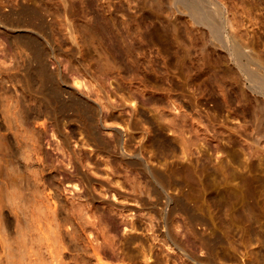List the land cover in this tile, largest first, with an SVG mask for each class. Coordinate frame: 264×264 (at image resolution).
I'll return each mask as SVG.
<instances>
[{"label": "bare ground", "instance_id": "1", "mask_svg": "<svg viewBox=\"0 0 264 264\" xmlns=\"http://www.w3.org/2000/svg\"><path fill=\"white\" fill-rule=\"evenodd\" d=\"M175 1L180 4L173 2L176 11L188 15L194 26L191 34L194 60L201 62L205 57H215L225 73L230 70L229 64L222 61L227 57L235 69L248 76L251 89L264 94V49L253 42L251 27L243 25L238 3L235 0ZM112 2L99 0L96 7L91 2L87 6L90 17L84 21L76 16L78 8L74 3L44 0L60 31H65L68 42L65 49L52 35L40 4L32 0H11L5 6L0 5V26L18 44L23 55V67L18 70L0 61V215L6 214L7 225L12 233H17L13 237L6 234L8 231L0 235V264H65L64 256L72 251L80 256L77 259L83 264H109L101 254L98 241L100 236L106 240L107 233L99 222L91 219L96 204L127 221L130 227L124 226V231L137 230L133 218L136 214L149 220L147 230L155 238L163 237L187 264H253L240 255L244 240L235 238L241 231L239 235L254 240L264 249V227L257 218L262 211L253 190L256 180L250 170L252 159L246 163L244 172L229 175L231 178L237 175V183L222 182L208 159L199 164L174 159L163 166L152 164L141 147L128 143L125 138V130L140 123L130 121L126 126L118 121L106 123L101 116L102 107L112 109L118 103H113L108 94L101 101L98 91L79 90L77 75L62 68L58 54L64 52L75 65L82 66V50L86 45L95 51L100 70L110 69L115 63L141 67L135 49L144 41V35L129 25L130 39L122 37L114 27V17L109 16ZM181 15L169 17L173 29H177L176 23L180 20L187 23ZM163 28L160 24V29ZM29 70L35 72L37 86L31 84ZM219 92L225 99L223 88ZM222 105L221 100L216 104L218 108ZM130 109L135 112L136 106ZM173 109L178 113L172 112ZM38 110L43 120L34 125L32 117ZM170 110L172 116L168 122L175 124L181 108L172 106ZM253 112L259 133L264 123L255 108ZM160 118L164 119L163 112ZM71 120L80 126L85 142L93 151L109 155L139 174L134 185L127 188L123 181L113 182L85 168L72 149L71 136L64 127ZM141 121L152 128L151 145L157 156L167 160L178 148L174 139L165 132L159 119L142 114ZM100 128L110 132L109 138L100 134ZM47 129L57 136L68 161L61 173L56 169L45 178L52 184L61 174L67 182L80 185V191L71 195L70 202L62 203L55 190H41L45 195L39 196V190L31 184V179L36 182V175L28 169L33 158L40 162L46 158L52 161L48 150L45 152L40 147V136ZM180 140L182 152L190 154L192 142L185 137ZM255 143L251 157L259 154V141ZM26 147L31 148L25 151ZM95 183L101 186L100 191ZM43 207L47 216L42 214ZM212 211L217 221L211 216ZM175 214L183 218L185 238L178 235ZM25 217L32 222L35 233L19 231ZM109 220L115 225L111 215ZM90 232L94 233L93 237ZM34 242L36 245L30 246ZM220 242H225L226 252L216 250Z\"/></svg>", "mask_w": 264, "mask_h": 264}, {"label": "rangeland", "instance_id": "2", "mask_svg": "<svg viewBox=\"0 0 264 264\" xmlns=\"http://www.w3.org/2000/svg\"><path fill=\"white\" fill-rule=\"evenodd\" d=\"M32 1L42 6L52 35L57 38L61 48L65 49L68 45L66 34L65 31H60V27L55 23L53 12L45 6L44 0ZM68 1L77 6L76 16H80L84 21L90 17L87 6L93 2V7H96L99 3V0ZM235 1L238 3L243 25L252 29L253 42L259 49H264V0ZM8 2L11 0H0V5L5 6ZM173 2L180 5L175 0H113L109 16L114 17V27L122 37L130 39L127 30L129 25L144 35V41L135 49L140 68L115 63L110 69L100 70L95 60V51L89 45L83 47L82 66L75 65L71 57H65L64 52L58 54V60L66 72L77 75L79 84L76 86L79 90L83 92L96 90L101 95V101L105 94H108L113 103H118L116 108L102 107L101 116L106 123L118 121L124 126L130 121L140 123L135 128L125 130V138L128 143L141 147L150 163L163 166L174 159L199 164L200 161L208 159L218 176L222 178V182L237 183L239 177L236 175V178H231L229 175L244 172L246 163L252 159L250 170L256 180L253 183V190L262 211V215H258L257 218L264 227V129L259 133L255 129L256 115L253 112L255 108L260 114V121L264 123V94L254 92L249 86L248 76L235 69L227 57L222 60L230 67L229 72L225 73L218 67L219 61L215 57H205L201 62L194 60L195 51L191 36L194 26L188 15L182 16L176 11V4ZM177 14L184 17L187 23L180 20L176 23L177 29H173L169 17ZM160 24L163 25V30L160 29ZM0 61L4 65H13V70L23 67V55L18 44L8 32H4L2 26ZM51 64L53 65V61ZM28 78L32 85H38L34 71H28ZM95 82H98V85ZM221 88L225 93V99L221 98L219 92ZM220 100L223 105L218 108L216 104ZM132 105L136 106L135 112L130 109ZM172 106L181 108L175 117V124L168 122L172 112H177L174 109L171 112ZM160 112H163L162 120ZM142 114L159 119L165 132L174 139L178 148L167 160L159 158L153 149L151 145L153 131L142 123ZM32 120L34 125L43 120L39 110ZM64 127L71 136L72 149L81 158L86 169L113 182L116 179L123 181L127 188L135 184V178H138L139 174L136 175L130 167L115 161L111 156L93 151L85 142L77 122L72 120L65 122ZM24 133L36 135L31 131ZM100 134L105 138L110 136L106 128H100ZM182 137L192 142L190 154L182 152L180 144ZM40 140L41 149L45 152L48 150L52 161L46 158L44 162H40L33 158L28 169L31 174L36 175V182L31 179V184L34 189L37 187L39 193L41 190L42 192L55 190L62 203L66 200L70 202L71 195L80 191V185L74 186L73 183L67 182L61 174L52 184L48 183L49 178H45L56 169L61 173L62 166L68 161V155L61 149L60 142L51 129H47L40 136ZM256 140L259 141L257 152L259 154L251 157L250 151L255 149ZM30 148L26 147L25 151H29ZM95 184L97 191H100L101 186ZM42 192L38 193L39 196L45 195ZM105 196L108 197L109 193ZM117 197L115 196L116 200ZM112 198L114 199V196ZM43 209L45 212L42 211V214L47 213L45 207ZM211 214L217 221L213 211ZM110 215L116 221L115 225L109 220ZM133 218L137 230L124 231V226L130 227L127 221H122L121 216L105 206L96 204L91 219L99 222L107 233L106 240H102L100 236L98 241L101 242V254L109 264H187L163 237L155 238L147 230L149 220L137 214ZM174 222L178 224L176 228L178 235L185 238L186 228L182 216L175 214ZM21 225L20 232L35 233L32 222L26 220V217ZM9 227L6 214H1L0 235H4L6 231H10V234L8 232L6 234L11 237L17 234L12 233L13 230ZM90 233L89 235L93 237L94 233ZM239 234L241 231L235 238L239 236V239L244 240V245L240 246V255L253 264H264L263 247ZM35 242L29 243L30 246L36 245ZM216 250L226 252L225 242H220ZM77 258L80 256L75 255V251L68 252L64 256L65 264H83Z\"/></svg>", "mask_w": 264, "mask_h": 264}]
</instances>
